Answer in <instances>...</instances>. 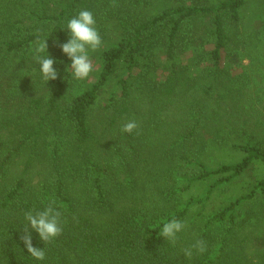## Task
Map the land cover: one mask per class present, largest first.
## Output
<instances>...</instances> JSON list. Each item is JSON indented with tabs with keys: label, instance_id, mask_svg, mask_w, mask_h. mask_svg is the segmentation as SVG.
Masks as SVG:
<instances>
[{
	"label": "trees",
	"instance_id": "obj_1",
	"mask_svg": "<svg viewBox=\"0 0 264 264\" xmlns=\"http://www.w3.org/2000/svg\"><path fill=\"white\" fill-rule=\"evenodd\" d=\"M247 1L0 0V264H264V9L246 20ZM81 10L118 42L75 93L59 45ZM37 38L58 73L47 84ZM206 38L195 74L182 57ZM52 199L63 231L47 245L32 232L39 261L24 215ZM172 218L188 225L175 246L159 236ZM197 239L206 251L187 259Z\"/></svg>",
	"mask_w": 264,
	"mask_h": 264
},
{
	"label": "clouds",
	"instance_id": "obj_2",
	"mask_svg": "<svg viewBox=\"0 0 264 264\" xmlns=\"http://www.w3.org/2000/svg\"><path fill=\"white\" fill-rule=\"evenodd\" d=\"M93 13L89 10H81L78 14L67 21L66 30L69 34L67 42L59 47L64 55L71 61L70 70L75 80H86L94 71V65L90 59L89 52H95L102 46L101 36L96 28ZM47 40L37 38L33 41L32 50L34 60L39 64V72L43 81H54L58 73L54 68V59L47 53ZM139 127L135 119L126 121L121 127L122 134H131ZM139 134V133H137ZM62 213L58 209L56 201L52 199L42 211H29L25 213L26 221L23 227V235L20 237L27 253L35 260L43 261L46 258L45 247L43 249L34 247L32 244V232L38 234L44 245L52 243L62 234ZM188 227L185 221L172 218L163 222L159 236L168 243L175 246L178 234ZM206 251V242L197 239L190 247L181 249L182 254L191 259L194 252L203 254Z\"/></svg>",
	"mask_w": 264,
	"mask_h": 264
},
{
	"label": "rangeland",
	"instance_id": "obj_3",
	"mask_svg": "<svg viewBox=\"0 0 264 264\" xmlns=\"http://www.w3.org/2000/svg\"><path fill=\"white\" fill-rule=\"evenodd\" d=\"M262 9H264V0H248L247 5L244 7L242 15L243 17L247 20L249 17L253 16V12H260ZM247 22L242 21V23L239 25V27L236 29L235 33H232L233 40L237 39V35L240 33H243ZM248 26V25H247ZM102 40V39H101ZM235 41V40H234ZM118 39L113 36L106 38L104 41L102 40V46L96 50L95 52L90 51L89 56L90 59L93 62L94 65V71L90 74L89 78L86 80H75L73 77L68 79L67 81V88L75 91V93H80L83 90L87 89L88 87L91 86L92 83H94L97 78L98 74L101 69V57H102V52L104 51L105 48H108L109 46L117 44ZM213 39L212 38H206L205 40H200L195 42L188 50V53L185 54L182 58L185 60L186 63L190 66L191 70L195 74L202 73L204 71V66L197 65L195 63V57H197L200 53L206 52V50L209 48L210 45H212ZM235 43L233 44V46ZM32 62H35L34 58L32 57ZM158 76L155 73H150V82L151 83H156L158 81ZM113 87V84H112ZM108 95L102 97V104L107 102ZM188 179V178H187ZM186 179V182H187ZM183 181V179H180V185L186 183ZM212 181L206 182L202 185L195 184L193 187V193L197 195H203L204 192L206 191V188H204L207 185H211Z\"/></svg>",
	"mask_w": 264,
	"mask_h": 264
}]
</instances>
